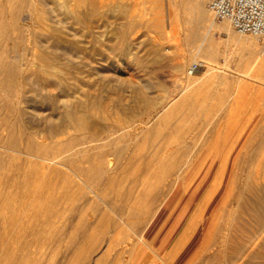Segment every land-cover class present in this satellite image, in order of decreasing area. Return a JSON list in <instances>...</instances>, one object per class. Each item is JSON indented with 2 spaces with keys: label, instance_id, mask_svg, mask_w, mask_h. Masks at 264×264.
I'll list each match as a JSON object with an SVG mask.
<instances>
[{
  "label": "bare ground",
  "instance_id": "1",
  "mask_svg": "<svg viewBox=\"0 0 264 264\" xmlns=\"http://www.w3.org/2000/svg\"><path fill=\"white\" fill-rule=\"evenodd\" d=\"M127 1L120 0L118 5L123 7ZM88 4L94 7L97 5L94 0H0V43L6 44L12 33L18 31L19 21H24L23 18L28 20L30 26L26 24L25 29L29 32L33 29L36 39L33 45L34 63L38 64L32 77L35 76L37 82L43 84L42 89L59 88L63 93L62 98L60 97L61 111L53 119L51 115V118L48 116L53 123H50L46 132L35 130L37 127L29 129V132L17 130L14 125H10L8 117H3L2 128L6 134L0 135V150H6L10 154L0 151V264H91V256L99 243L96 230L102 222L108 228L116 227L120 230L118 235H114L115 231L107 233L109 236L112 233L114 235L109 240L110 247L107 252L103 251L104 255L101 253V258L93 259V264H149L156 263L155 258L162 264H175L181 250L190 244L195 248L202 247L201 250L204 251L216 247L218 252L213 256L210 254L216 263L221 264L225 257L231 264H264L263 126L259 128L262 130H259V134L240 131L233 140L228 135L222 151L214 149L209 152L207 161L211 160L210 168L202 183L195 189L198 190L196 195L199 200L194 206L195 209L205 208L209 212L199 215L193 221L187 220L185 226L189 224V227L181 231L166 253L149 240L156 225L169 212L183 188H187L186 194L195 187L199 172L190 183L187 178L210 144L199 141L195 151L187 153L178 150L175 154L163 156L156 161H148L145 150L149 149V144L154 143L155 137L161 135L162 130L170 128L171 121L182 110L186 112L187 108L190 109L195 104L196 98L208 89L211 79L203 82L196 80L187 70V78L183 79L185 84L183 83L174 100L161 108L152 107L150 102H136L130 107H122L120 103L117 113L127 120H110L103 97L94 91L101 88L113 89L112 85L118 81L121 83L122 79L116 80L103 75L105 66L97 57L102 54H99L96 46V37H86L84 19ZM166 4L176 9L173 17L168 14L166 27L170 28L171 22L175 21L178 32L183 31L185 35L192 37L193 47L201 37H208L209 30H222L239 46L249 50L254 65L258 66L260 72H264V47L260 51L257 40L248 36H236L228 22L217 25L210 7L208 8L209 0H166ZM154 54L161 61L160 53L154 51ZM190 58H194V55ZM194 63L204 66L198 60ZM15 64L6 57L0 69V97L7 100L12 98V101L22 96L19 92L23 86L20 84L22 80H17L23 76L18 75L17 79L14 77L17 74ZM179 68L182 67H177ZM84 71L91 72L93 78L96 75L95 80H89L90 76H87L88 80L80 79L77 75ZM221 78L225 81L223 75ZM120 85L118 87L123 89ZM74 88H77L76 93L73 92ZM141 95L137 94V99L142 98ZM217 95L220 97V94ZM218 97L220 99L223 96ZM33 101L32 98L25 101L27 106L24 109L19 107L23 99L14 101L17 106H14L15 109L10 107L12 103H5L4 111H16L19 119L24 114L34 116L38 110ZM146 113L148 119L128 122L129 117L135 118ZM41 119L43 121V117ZM37 122L41 123V120ZM70 132L80 135L72 136L69 141L65 138L67 143L64 146L60 139ZM41 136L44 142L40 141ZM255 138H259L258 141L251 142ZM118 146L123 148L118 150ZM251 146H254L253 150ZM247 147H251V151L245 152L244 158L239 159L242 149ZM236 161L246 164L257 162L256 171L248 172L245 178L239 171L231 175L230 163L234 162L236 165ZM8 165L9 168L6 169ZM4 171L6 175L3 174ZM230 175L232 181H229ZM219 178L224 181H218ZM107 197L111 198L106 201ZM222 197L225 201L223 205L228 208L227 215L221 216L222 218L211 216L216 207V199ZM97 201L106 204L105 207L117 217V222L105 216L97 221ZM89 211L94 216L98 213L96 220L91 219ZM124 225L128 230L123 229ZM119 246L122 248L118 249L116 256L111 254L114 260H108L110 253ZM206 260L205 258L204 261Z\"/></svg>",
  "mask_w": 264,
  "mask_h": 264
},
{
  "label": "rangeland",
  "instance_id": "2",
  "mask_svg": "<svg viewBox=\"0 0 264 264\" xmlns=\"http://www.w3.org/2000/svg\"><path fill=\"white\" fill-rule=\"evenodd\" d=\"M94 1L97 4L96 7L90 6L89 4L86 6V16L84 19V25L86 27L85 29H87L86 37L88 35H91L92 37H96V41H97L96 46L99 50V54H102L100 56L98 55L97 57L98 59H101L100 62L104 63L103 65L105 66L106 69L105 71V69L103 68V75L105 76L108 75V77H112L114 79L120 78L119 80L122 79V81L125 83V84H121L123 82L121 81V83H119L118 81L119 84L116 82L117 84L114 83L112 85L113 89L112 87L111 88L108 87L110 89L104 88L105 89L104 90L103 88H101L94 91V93L97 92L96 94H98L101 98L102 97L104 98V99L102 98V101L103 102L105 101L104 105L107 107V112L110 120L114 122H117L118 118H121L122 122H125L124 120H127L125 116L123 117V115L121 116V114L117 113V111L119 112V106L121 105H123L122 107L124 106L130 107L140 102L141 103L150 102L152 107L161 108L167 102L174 100L178 95V93L180 92L181 86L185 84V80L183 79L187 78L186 72L188 68L197 60L203 62L204 66H202V68H200V70L195 75H193V78L195 79L197 78L196 80H202V82L206 81L207 79H211V82H209L210 87L208 86L207 87L208 89L203 91L196 98L195 104L190 109L187 108L188 111L186 112L182 110L181 111L182 113H179L173 119V121H171L169 125L170 128L165 129L164 131L162 130L161 131L162 133H160L161 135L155 137L153 140L154 143L149 144V146H147L149 149L145 150V152H147L145 155L147 156L148 161H150L151 159L152 160L154 159L156 161L163 156H168L169 154H175L178 150H183L187 153L193 150L195 151V149H197V144L199 143V141L201 142L205 141L208 144H210L209 149H207L205 153L201 156L195 168L191 171L190 175L187 178L188 183H190L191 180L199 172L200 176L198 177V181L196 180L195 182L196 183L195 187L192 189L190 193H186V194L185 191L187 190V188H183L182 193L179 195L177 199H175L169 212H167V214L161 219V221L158 222L153 233L149 237V240L151 242H153L156 239L158 241L157 246L161 247L162 249H164L166 246L172 247L175 240L180 235L181 231L183 232L187 229V227H189V224L188 226H185L187 220L193 221L195 218L199 217V215L207 214L209 212L206 211L205 208L201 210L200 208L195 209L194 207L199 200L198 199L199 197L196 195L198 190L195 189H197V187H199V185L202 183V180L204 179L206 173H208V170L210 168L211 160L207 161L209 152H212V150L214 149L221 150L222 146L224 145L223 143L225 142V139L228 137V135L230 136V139L233 140L240 131L242 133L248 132L253 134H259L258 133L260 130L259 128L262 126L264 127V72H260V69L257 68L258 66L254 65L253 58H251L249 55L248 52L249 50L239 46L235 40L233 39L231 40V38L227 36V34L222 30L211 29L212 32L211 30H209L208 37L206 38L201 37L200 38L201 40L199 39L197 45L193 47L192 37L185 35L183 31H182L183 33L178 32L179 30L177 31V23L175 21H172L171 22L172 26L170 25V28H167L166 26L168 21V14L170 13V16L173 17L174 15L173 13L176 9L173 6H168L166 4V0H128L123 7H120L121 6L120 4H119L120 6L118 5L120 0H115V1L94 0ZM208 8H209V4H208ZM126 9L129 10L127 11ZM90 11L92 13L95 12L96 14L95 15L91 14ZM23 19L24 21L23 20L19 21L18 31L12 33V37H10V40L7 41L6 44L5 42L0 43V69H1V63L3 62V60H5L6 57H8V60L18 65L17 67V65L15 64L17 68L15 74L16 73L17 74L14 77L16 78L19 76H23V77H19V79L16 78L17 80L20 79L22 80L20 81L21 82L20 84H22L23 86L21 91L19 92L22 96L18 97L16 100L23 99V103L19 105V107L21 109H24V107L26 108L27 106L24 103L25 101H28L31 98L33 101L35 98L38 97L37 100L35 99V101H33L35 107L38 110L37 111L38 113H35L34 116L31 115V117L32 116L33 118L36 117V119L31 118L30 114H24L22 118L19 119L16 111L13 112L10 110V111H6V113L4 111L5 103L8 102L12 103V105H10L12 109H15V107H17L15 104L16 102L14 103V101H16L15 98L12 101V98H10L11 100H7L0 97V135L6 134V132H4L2 128L3 117L5 116L10 119V125L11 126L14 125V127L17 130L29 132V129L31 128L33 129L37 127L35 130L40 129L39 131L46 132L51 126L50 123L51 124L53 123L51 119H53V117L58 115L59 112L61 111L60 104H62L61 103L62 99H60V97L62 98L63 96L61 90L59 88H51L49 89L50 91L46 89H42L43 84L37 82L36 77L34 75H33L34 77H32V73L36 71V69H38V64L34 63L35 56L33 52V48H34L33 45H35L36 39L33 36L34 35V32L32 31L33 29H31L32 31V32L30 31L31 33L29 31H26L27 30L25 29V27H27L26 24L28 25L29 23L28 20H25V18ZM214 21L217 25H222L225 23V21L223 22L216 21L215 18ZM179 28L181 29V27ZM231 29L236 36L247 37L238 34L233 28ZM248 37L256 40L251 36ZM14 44L15 47L16 45H18L16 47V50ZM259 44L261 45V43L258 42V46L261 51L263 50V46L262 45L260 46ZM159 45L161 47H159ZM5 47L7 50L5 49ZM154 51H158L160 53L161 61L159 59H156L158 57L154 54ZM190 54L194 55V58H190L191 56ZM205 54H207V56H205ZM209 59H211V61ZM33 63L37 65H34ZM215 64L216 66H214ZM106 67H108V69ZM177 67H182V68L177 69ZM212 68H214L215 70H213ZM20 71L22 73H20ZM18 72L20 74H18ZM84 72H81V74L77 76L82 80H86L89 76H90L88 78L89 80L90 78L91 80L92 79L95 80L96 75L93 78L91 72L88 71H84ZM86 72L87 74L88 73L90 74L87 75ZM220 72H222V74H220ZM84 75H86V77ZM221 75L224 76L225 81L221 78ZM26 76L27 77L31 76V77L27 78ZM16 84L19 85L17 81ZM114 85L116 87H114ZM119 85L122 86L123 89H121V87H118ZM75 86H77V84H75ZM143 87L147 89H143ZM85 90L88 89L86 88ZM143 91L145 93H143ZM73 92L76 93L77 88H74ZM137 94L140 95L142 94L141 95L142 98L137 99L136 97ZM217 94H220V97L223 96L222 97L223 99L218 97L219 95ZM230 95H232V98ZM217 97L220 98L221 100L217 99ZM213 99L216 102L217 100L220 101L217 102L216 104V102ZM214 102L215 105L213 104ZM56 103L57 105H55ZM50 104L53 105L52 106L53 109ZM57 107H58V111L56 112ZM222 109H224V111ZM39 112L41 113V115ZM222 113L223 115H221ZM50 115L52 116V118L50 117ZM38 116L40 118L37 119ZM48 116L51 119H49ZM42 117H43V121L41 119ZM136 117L135 118L129 117L130 119H128V122L129 121L134 122L136 119L137 121L135 122L146 120L148 119V114L146 113V115L142 114ZM37 120L38 121L41 120V123L37 122ZM216 126H218L217 127L218 129L216 128ZM77 135L79 136L80 133L70 132L67 135H65L64 138L61 137L60 139L62 141L61 143L65 146L67 140L69 141L70 138H72V136L74 137ZM40 138H41L40 139L41 142L45 141L44 139H42L43 136H41ZM258 139L259 138L252 139L253 141L251 142L258 141ZM128 143L129 144L131 143L130 140L128 141ZM123 146L122 147L118 146L116 147V149L118 148V150H121ZM129 146L132 147V145ZM251 147L243 148L242 154H240L239 159L241 158L242 160V158H244L245 152L253 150L254 146ZM237 150H239V148H237ZM0 151L3 153L5 152L7 154H10V152H7L6 150L3 151V149H1ZM22 158L23 160L25 159L24 157ZM241 162L236 161V165L234 162L230 163L232 166L230 169L231 175L239 171V173L243 174L244 175L243 177L245 178V174L247 176L250 172L253 173L256 171L257 162H252L250 164H246L244 161H243L244 163ZM234 165L236 168L234 167ZM8 168L9 165L7 166L6 169ZM248 169L249 171H247ZM5 173L6 172L4 171L3 174ZM231 175L229 181L230 180L232 181ZM220 180L224 181L222 178L218 179V181ZM110 198L111 197H107V199L105 200L107 201ZM101 203H102L101 201H97L98 204L97 210L99 213L98 219L96 218V216H98V213H96V215L94 216L91 211L88 212L91 219L92 220L97 219V221L99 222L101 221L100 218L102 216H105L107 218H110V220L112 219L111 221L117 222V217L115 216V214L112 211H109L108 207H105L106 204L103 203L101 204ZM223 204H225L223 197L217 198L215 203L216 207L214 211L211 212L212 214L211 216H218V217L226 216L227 215L226 211L228 210V208ZM103 205L105 208H103ZM222 207L225 208L222 210L221 209ZM106 229L109 230L107 231ZM123 229L128 230V228L125 225L123 226ZM119 230L120 229H116V227L108 228L107 224L103 222L100 224V226L96 230V235L99 238V243L95 253H93L91 256L94 260L95 259L98 260L99 258H101L110 247L109 240L112 237L113 233L110 236L107 233H109V231L112 232L115 231L116 233H114V235H118ZM191 232H193L192 229ZM106 235H108L107 238ZM207 240L208 238L205 240L204 244H206ZM120 247L122 248V246H119L115 249L116 251L114 250L110 253L109 257L111 258L108 257V260L109 259L110 261L114 260L112 259L114 258V256H112L111 254L114 253L116 256L118 249L119 250L121 249ZM201 248L200 247L195 248V251L188 259L176 260L175 264H195L198 261L199 262L196 264H199L200 262H201L200 264L202 263L205 264L208 261L210 262V260L211 263L208 262V264H220L219 262L216 263L215 261H213L212 259L213 257H211L216 252H218L216 251V247L213 248L215 250L211 249L209 251H204L203 249L201 250ZM210 254L212 255L210 256ZM144 255H146V253ZM206 256H208V258ZM205 258L207 259L206 261H204ZM93 259L92 260L89 259L91 264H93L91 261L94 262ZM155 260L156 263H149V264H162L158 259L155 258ZM229 263L230 261L227 260L225 257L221 261V264H229Z\"/></svg>",
  "mask_w": 264,
  "mask_h": 264
},
{
  "label": "built area",
  "instance_id": "3",
  "mask_svg": "<svg viewBox=\"0 0 264 264\" xmlns=\"http://www.w3.org/2000/svg\"><path fill=\"white\" fill-rule=\"evenodd\" d=\"M210 11L216 21L228 22L240 35L251 36L264 47V0H209ZM202 65L193 63L190 76Z\"/></svg>",
  "mask_w": 264,
  "mask_h": 264
},
{
  "label": "crops",
  "instance_id": "4",
  "mask_svg": "<svg viewBox=\"0 0 264 264\" xmlns=\"http://www.w3.org/2000/svg\"><path fill=\"white\" fill-rule=\"evenodd\" d=\"M157 242L158 241L156 239L153 241V243L155 244V247H157L164 253H166L171 248V247L166 246L164 249H162L161 247L157 246ZM194 251H195V247H193L192 244L188 245L186 248L181 250L180 254L177 257V260L188 259L193 254Z\"/></svg>",
  "mask_w": 264,
  "mask_h": 264
}]
</instances>
